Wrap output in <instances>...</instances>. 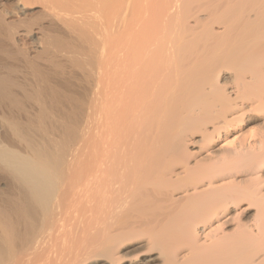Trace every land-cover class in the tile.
Masks as SVG:
<instances>
[{
    "label": "bare ground",
    "instance_id": "bare-ground-1",
    "mask_svg": "<svg viewBox=\"0 0 264 264\" xmlns=\"http://www.w3.org/2000/svg\"><path fill=\"white\" fill-rule=\"evenodd\" d=\"M0 264H264V0H0Z\"/></svg>",
    "mask_w": 264,
    "mask_h": 264
}]
</instances>
